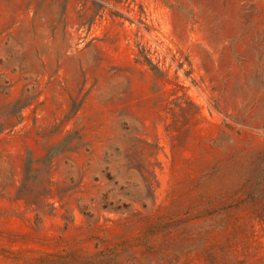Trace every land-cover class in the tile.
<instances>
[{"label":"rangeland","instance_id":"1","mask_svg":"<svg viewBox=\"0 0 264 264\" xmlns=\"http://www.w3.org/2000/svg\"><path fill=\"white\" fill-rule=\"evenodd\" d=\"M0 264H264V0H0Z\"/></svg>","mask_w":264,"mask_h":264}]
</instances>
